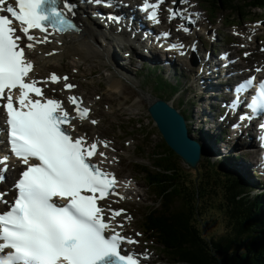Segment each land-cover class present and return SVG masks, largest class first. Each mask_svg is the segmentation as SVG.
Here are the masks:
<instances>
[{
    "label": "snow or ice",
    "instance_id": "obj_1",
    "mask_svg": "<svg viewBox=\"0 0 264 264\" xmlns=\"http://www.w3.org/2000/svg\"><path fill=\"white\" fill-rule=\"evenodd\" d=\"M58 2L15 0L13 4L12 0H0V100H6L3 107L11 152L27 166L15 184L14 203L0 214V253L11 250L0 256V264H141L135 255L122 254L121 249L123 242L133 244L137 241L116 232L105 220L106 209L98 204L110 194L118 195L114 192L115 176L103 172L90 161L97 154L98 143L87 144L84 137L74 138L64 127L66 124L71 127L72 119H87L90 110L81 107L82 101L77 97H69L76 112V117H71L61 101L33 99L32 93L42 97V89L37 87L35 80L26 82L34 65L26 58L25 48L34 49L37 43L47 42V37L40 39L32 34L33 30L46 33L49 26L59 32L76 28L67 17V13L75 14V5L63 0L60 8ZM88 2L111 7L114 0ZM160 3L163 0L144 5L145 10L151 9L150 19L155 23L160 22L157 12ZM169 12V19L178 15L172 9ZM108 19L116 18L109 16ZM181 28L189 31L184 25ZM25 38L27 43H23ZM171 47L182 48L183 45ZM50 79L57 83L61 78L52 74ZM63 79L66 81L68 77ZM254 82L255 77L249 78L236 88V92H243ZM74 87L65 84L66 89ZM13 90L19 91L15 99ZM239 102L237 96L234 103ZM248 107L252 113L258 108L264 109V82L259 84L257 96ZM252 118L251 114L241 116V120ZM261 128L264 129V125ZM261 140L264 141V136ZM100 143L108 146L105 141ZM33 159L38 163H30ZM7 161V156L0 157V165H6ZM3 180L4 176L0 175V182ZM3 196L0 193V202L7 203ZM54 198L66 204L58 206ZM107 211H111V219H115L124 210ZM106 230L113 234L106 237Z\"/></svg>",
    "mask_w": 264,
    "mask_h": 264
},
{
    "label": "rangeland",
    "instance_id": "obj_2",
    "mask_svg": "<svg viewBox=\"0 0 264 264\" xmlns=\"http://www.w3.org/2000/svg\"><path fill=\"white\" fill-rule=\"evenodd\" d=\"M208 1L210 0H189V3L187 4H189L191 8L195 9V11H192L188 10V5H184L183 7L180 6V2L178 0H175V3L173 0H169V3L174 5V8H177L180 14H183L181 17H186L184 25L189 28V31H185L183 33L184 30L181 29V26L178 24L180 21L179 18H175V23L171 26V30L176 31L177 29L182 35H184L187 40V51H190L193 54L196 52V47L199 48L198 50H202L203 39L208 51L214 49V47H221V42H224V44L228 43L231 46L232 52H234L233 48L241 51L243 48L236 46L231 42L233 41V38L238 42L241 41L244 46L256 47V39L259 37L255 35V33L251 32L255 29V23H253L252 20L254 18H258V14L263 13L264 11L259 12L258 9L254 8L252 13L255 15L248 18L250 21L238 18V22H236L235 20H231V18H229V11L220 10L217 13L216 10L214 14L217 15V19L213 17L211 12L205 11V9L210 10L211 8V4ZM168 12L169 8L166 7L165 16L168 18L167 21H170L171 19H169ZM197 12H199V14L195 16ZM190 16H194L193 21H190ZM233 23L236 25L235 28H231L232 26H229ZM98 27L102 31L104 30L103 26ZM210 28H212L211 32H209ZM185 34L191 35V40L187 39ZM248 34L254 36L248 37ZM95 39L98 40L97 35H95ZM215 43H217V45H215ZM122 44V42L120 43L116 38H114V42L110 45L112 51L119 50L121 51V54L120 56L115 54L112 58L116 60L115 57H118L121 60L124 55L126 61H129V64L132 63L134 69L131 70V68L128 67L127 69H122L121 66L117 65V70L130 77L134 76V78L129 80L123 77V82L117 85L120 93L110 91L109 85L107 84V82L110 83V81L107 78L110 74L115 77H122V75L113 65H110L109 62L103 61L99 58H94L90 61H81L75 56L66 55L60 63L56 62L46 68H44V66L39 67L36 71H38L39 74H47L48 69L56 70L58 72L69 71L71 79L78 85V90L81 93H85L87 101H91L93 103L94 112L92 117L95 119L87 120L84 125L80 126V128L87 130L92 136L97 133L100 136L105 137V139H110L111 146H109V156L107 155L109 159L111 158V161L108 163L110 168L117 172L119 176L129 177L135 182L133 186L134 189L127 192L126 196L129 194L127 198H114L111 199L110 202L116 204L118 207H122L125 210L123 214V219L126 220L125 230L127 234L135 236L140 240V244L137 246V251L148 253L147 257H145L149 261L147 263L167 264L164 253L160 250L156 242H152L153 240H150L151 234H143L140 231V223L142 220L139 213H143L150 205H154L153 202L155 198L151 194V191L147 188L146 183H144L143 177L137 174L138 168L134 162L150 165V153L147 154V151L149 150H147V148L145 150V147L147 146L150 148L154 144L159 145L162 141L161 133L148 113V101L140 99V93H149V95L157 96L159 95V92L166 93L170 87V83L166 82L158 75L154 77L147 76L145 83L152 87L154 92L153 94L150 88L143 83V79L140 76V69L142 68L141 65L149 62L146 58L151 59L150 57L140 53V51L148 53L146 51L148 44H141V46L134 47L126 45V48L121 49L120 46ZM183 53H186V51ZM200 53L202 54V51H200ZM127 54L129 56H127ZM234 55L235 57L237 56L235 52ZM112 63L115 65L116 61L115 63L112 61ZM175 65L181 66L186 72L191 71L194 78L197 77L196 72L200 71L197 67L189 69L191 67L187 64V60L184 58L177 60ZM185 65L189 66V68ZM189 84H192V80L190 83H187V86H189ZM188 88L191 89L190 86ZM189 95L190 92L187 91L182 94V97ZM166 96V100L168 99V102L174 104V106H178L179 103L183 105L185 113L188 116L187 106L185 103L181 102L182 99L177 98L179 94H176L175 96ZM198 110L199 108L196 111ZM93 120L97 121V123L93 124ZM195 124L199 126L197 119L195 120ZM193 128H195V125ZM188 136L191 138L190 134H188ZM135 146H138V148H135ZM166 147L163 146L165 149ZM139 148L143 149V151H137ZM226 154L227 153L224 152V155ZM235 154H239V152ZM218 156L220 158L222 157L220 154ZM202 159H204V156ZM239 160L240 164L243 165L244 162L242 159ZM209 163L213 167H216L217 165L215 160L211 157L209 160L205 158L204 162L197 164L196 168L189 167L181 160L178 164L181 165L182 171L179 176L176 175L177 177L174 179L175 184L180 187L184 184H194L195 180L197 181L200 179V168H208L207 166ZM237 167H239V165L235 166V168ZM210 170L214 171L213 168H210L209 171ZM203 171V176L206 174L208 175V170ZM219 172L220 174L222 173L221 171ZM261 181L263 182V180ZM224 185H226V182L224 183L222 181L221 187L224 188ZM221 187L219 186L220 192H216L214 195H211V199L202 204L201 212L194 210L193 214L188 217L190 225L198 230L199 234L204 238H210L211 236L220 237L225 233L233 232L232 221L227 212L223 209L224 189ZM221 190L223 194L221 193ZM186 195H191L189 189L186 191ZM138 233L139 235H137Z\"/></svg>",
    "mask_w": 264,
    "mask_h": 264
},
{
    "label": "trees",
    "instance_id": "obj_3",
    "mask_svg": "<svg viewBox=\"0 0 264 264\" xmlns=\"http://www.w3.org/2000/svg\"><path fill=\"white\" fill-rule=\"evenodd\" d=\"M211 2L216 9L237 7L238 16L240 9L252 10L253 6L264 4V0ZM147 75L153 77L154 71L149 69ZM171 90V94H174L177 87L171 86ZM192 133L196 134L194 130ZM163 146H167L166 149L157 146L156 151L163 166L155 173H149L150 179L159 190L158 194L162 195V209L156 212L148 208L141 216L143 224L153 229L161 241L171 249L168 252L169 264H264V190L254 197L250 189H246L249 186L248 181L243 176L237 177L230 168L224 166L228 167L231 161L227 160L224 165L221 164V168L225 170L223 175L226 182L223 201L225 211L234 222L233 232L217 238H204L190 225L188 217L194 210L199 211L204 201L210 199L209 196L215 194V191L211 189L209 195L204 197L202 187L197 182L194 190L190 189L191 195L187 196L186 191L189 188L186 189L185 185L177 186L174 182L173 163L177 162L178 157L164 140ZM207 147L210 149L209 145ZM142 170H145V167H142ZM207 186H212L210 179Z\"/></svg>",
    "mask_w": 264,
    "mask_h": 264
},
{
    "label": "bare ground",
    "instance_id": "obj_4",
    "mask_svg": "<svg viewBox=\"0 0 264 264\" xmlns=\"http://www.w3.org/2000/svg\"><path fill=\"white\" fill-rule=\"evenodd\" d=\"M179 1H180V6L184 5V4H187V2H188L187 0H179ZM69 2L72 3L73 5H75V8H74L75 10L82 11L80 14L86 13L87 15H89V13H87L85 11V9H82V6H84L82 2H77L75 0H69ZM85 7H87V5ZM138 9L141 10V6L138 7ZM143 9L144 8H142V11H144V13H145V10H143ZM175 12L178 13V15H179L178 11H175ZM137 13H138V11H136V13L132 14L131 12H127V11L123 10L122 8L117 7L116 15H118V17L116 18V23L118 25H120V26H123V27L135 24L136 30L140 29V28H143L144 29L143 33L144 34L148 33L150 31V29L148 28L147 21L143 20L141 18V15L139 16V15H137ZM146 16L150 19L149 14L146 13ZM124 17H127V20H124ZM84 18L86 20L85 22L87 24V27L82 28V30L79 33L78 32H71V33H67V34H57V33H54V32H48L46 34H40L37 37L40 38V39H44L45 37H47V42L37 43L34 49L25 48V52L27 53V55L34 61V70H33V73L30 74L32 78L41 77V75H39V73L37 71H35V70H38L39 67H43L44 66V68H46V67H48L51 64H55L56 62L60 63L61 60L66 55L75 56V57L79 58V60H81V61H90V60H92L94 58H99V59H101L103 61L109 62V64L113 65L116 70L118 69L117 65L121 66L122 69H127V67L131 68V70L134 69L133 66H132V63L130 62L131 64H129V61H126L123 58H121V60H120L118 57H115L116 60L114 58H112L113 56H115V54H118L120 56L121 51H119V50L118 51H112V48L110 46L114 42V38H116L117 40L120 41V43L121 42L123 43L120 46V48L121 49L126 48L125 44L131 43L133 41V40L130 39L129 34L126 35V33L123 32V31L117 32L116 34H111L110 32L113 33L114 29L111 28V24L110 23H105L104 20H107V22H108L107 16H105L103 18L104 26H105L103 31L95 24V22H100L99 20L98 21H94L93 19H90L89 17H84ZM141 19L144 22H141ZM150 20L153 21L152 19H150ZM143 23H145L146 26H144L145 24L143 25ZM211 31H212V28L209 29V32H211ZM95 35H97L98 40L95 39ZM112 35H113V37H112ZM154 37H155V35L152 37V34L147 36L148 39H153ZM191 38H192V36L188 34L187 35V39H191ZM198 49L199 48L196 47L197 54L199 56H202V54L200 53V51ZM202 49L204 50V55H206L207 49H205V47H203V46H202ZM203 50H201V51H203ZM174 51L176 52V48H174ZM142 53L144 55H146V56H149L148 53H145V52H142ZM109 57H110V59H109ZM216 60H218V59H216ZM112 61L114 63L116 61V64L114 65L112 63ZM213 62H214L213 59H210L209 61H206V65L207 66L205 68L202 67V69H201L202 71L197 72V77L196 78H194L192 76L193 73L191 71L190 72H186L181 67L180 68L179 67L178 68L174 67L175 63L173 61H171V60H168L167 64H165V63H163V64L171 72V73L168 74V77L170 79H172V74H174V72H176L178 75H180L183 79H192V78H194V88H196L200 92L204 93V96L206 95V97H207V94L210 95L212 93V91L214 90V82H215V80H214V82L211 83L210 77L213 76L214 79H216L217 75L220 74L219 70L216 69V68H219L217 63L216 62L213 63ZM232 62H233V64H239L240 67H242V62L241 61L240 62L237 61V58L234 57V53H232ZM222 63L224 64L225 68L227 70H229L228 67H230L231 63L228 64V62H227L226 58L224 57L223 53H222ZM163 64H161L159 66L160 69L165 68V66ZM185 66L189 68V66H187V65H185ZM203 66H205V65H203ZM153 71H154V76H156L157 75V71L155 69H153ZM119 73L122 75V77H119V76L115 77L114 75L110 74V76L107 78L110 81V83L107 82V84L109 85L110 91H116V92L120 93V90L117 88V85L119 83L123 82L122 79L126 78V79H129V80H132L131 78H134V76L130 77L127 74H123L121 72H119ZM65 76L68 77V79L66 81L63 78H61L60 75H57V77L61 78L59 81L63 80L64 84L70 83V72L69 71L65 72ZM50 77L51 76H49V78ZM205 77L207 79V86H206V82L204 81ZM175 81L177 83H180L178 78H175ZM71 84L73 85V82H71ZM44 85L47 88L51 87L49 81H45ZM218 89L222 90V89H225V87H224V85L220 84ZM255 89H257V91L256 90L255 91L258 92V88H255ZM251 91L253 92V90H251ZM62 92H63V95L60 96V98L63 99V101L67 104L68 107H73L71 105V103L69 101H67V98L69 99V97H72V96L75 97V95L78 93L77 90H76V87H74V88H72L70 90L67 89L66 91H62ZM140 94H141L140 99H145L146 101H148L150 99L153 100L152 96L149 95V93H145V94L140 93ZM78 97H79V93H78ZM154 98H155V96H154ZM203 100L204 99H202V101ZM169 104H171V103H169ZM179 106H180L183 114L186 115L183 105L180 104ZM207 106L212 108V104L209 103V102L206 104V107ZM207 110H208L207 111V116L209 118L211 116V110L208 107H207ZM204 117H205L204 108L203 107L199 108V110L195 112V119H197V122L199 123V125L203 124ZM85 122H86V119L81 120L79 122V124H83ZM79 124H77L76 126H80ZM211 125L214 126L213 128L215 129L217 136L221 139V141H222L221 143H222L223 148L225 150H228L229 146H230L231 150L234 149L236 152H239L241 155L244 154L243 153L244 149L242 150V149L236 147V144L240 140V138L238 136H234L235 141H233L231 139H228V141L226 142V140L222 138L221 133H220V127L223 128L224 125H223V123H222V125H220V120L215 118V116L213 114H212ZM229 136H231V134H228V137ZM232 137H233V134H232ZM162 140H164V139L162 138ZM207 142L210 144V141L208 139H207ZM240 142H241V140H240ZM197 143L198 144L200 143L199 139L197 140ZM241 144H242V142H241ZM109 145L110 144H108L107 147H104L101 151H103V150L108 151L109 150ZM211 147L214 150V152L217 153V154H218V151L222 148V147L215 146L213 143H211ZM225 150H221V153L223 155H224ZM254 152H255L254 148H250L249 154H253ZM263 153H264V149H262L257 154V162L261 163L264 160V156L262 155ZM211 158L214 160L213 157H211ZM245 159L248 160L247 157H245ZM105 161L108 162L110 160H109V158H106ZM249 161L251 162V159ZM261 165L264 166V161H263V163H261ZM249 166H252L251 163H249V162L246 163V164H243L244 169H246L247 171L249 170ZM120 178H121L122 187L125 188L126 190H129L132 187V183L129 182L130 180L128 178L122 177V176ZM248 179L250 180V178H248ZM133 189H134V187H133ZM186 189H187V187H186ZM254 204H256V203H254ZM242 213H246V212H242ZM140 256H141V258H140L141 259V263L142 264H148L145 261V256H147L146 253L142 252L140 254Z\"/></svg>",
    "mask_w": 264,
    "mask_h": 264
},
{
    "label": "water",
    "instance_id": "obj_5",
    "mask_svg": "<svg viewBox=\"0 0 264 264\" xmlns=\"http://www.w3.org/2000/svg\"><path fill=\"white\" fill-rule=\"evenodd\" d=\"M152 98L153 100H148L147 110L161 136L176 157H180L188 166L196 168L200 161L201 149L197 141L188 136L184 116L164 99L154 96Z\"/></svg>",
    "mask_w": 264,
    "mask_h": 264
}]
</instances>
